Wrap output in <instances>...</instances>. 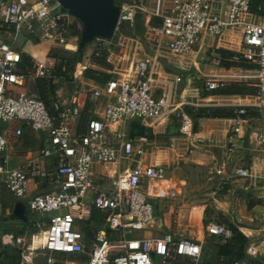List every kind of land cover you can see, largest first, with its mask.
<instances>
[{
	"label": "built area",
	"instance_id": "built-area-1",
	"mask_svg": "<svg viewBox=\"0 0 264 264\" xmlns=\"http://www.w3.org/2000/svg\"><path fill=\"white\" fill-rule=\"evenodd\" d=\"M252 3L253 0H173L165 12L162 0H156L151 10L141 1L120 3L117 29L132 26L137 15L160 18L159 27H149L156 35V47L164 45L175 56L190 54L206 39H220L227 31L239 30V49L228 59L216 55L211 62L213 70L204 76L202 87L206 92L229 85L257 89L254 104L236 109V124L230 127L229 134H239L238 122L246 115V108L256 110L260 117L255 121L263 124L252 135L264 166V11L252 12ZM56 7V0H0V125L18 123L13 131L16 138L24 127L44 137L35 158L9 166L5 157L9 129H0V184L24 203L30 215H40L33 220L34 231L9 235L0 247L13 248L20 264H36L39 254L46 256L44 264H62L53 256L61 254L85 255V264H181L182 259L202 264V247L193 239L146 236L156 215L144 184L164 180L165 170L136 159L142 151L134 147L126 122L155 125L174 116L192 149L207 151L213 141L198 143L194 139L192 120L172 97V82H164L167 90L156 88L153 65L146 61L139 63L132 77L87 85L83 100L90 106L87 110L84 102L78 103L71 94L65 102L55 100L50 113L27 86L50 77L56 59L48 56L49 49L42 59L33 58L31 69L22 70L16 43L22 33L27 41L48 42L52 49L67 48V29L62 23L66 15H54ZM260 10L261 6H257ZM113 38L96 39L99 45L93 54L109 51ZM223 62L231 65L227 67ZM181 81L180 76L174 79L175 83ZM70 83L81 82L75 78ZM82 119L80 127L77 124ZM252 119L250 116L242 120L246 129H250ZM233 148L229 140L223 153H231ZM235 175L249 181L255 177L250 167H238ZM108 179L112 181L111 188L99 185V181ZM36 183L50 189L33 193ZM93 211L103 217L104 225L94 230L90 246L85 247L80 226L90 221ZM205 232L223 243L232 236L230 230L216 223L209 224ZM258 256V246L248 243L245 258L231 264H251Z\"/></svg>",
	"mask_w": 264,
	"mask_h": 264
},
{
	"label": "rangeland",
	"instance_id": "rangeland-1",
	"mask_svg": "<svg viewBox=\"0 0 264 264\" xmlns=\"http://www.w3.org/2000/svg\"><path fill=\"white\" fill-rule=\"evenodd\" d=\"M115 1L118 3L141 1L147 5L149 10L153 9L155 5L154 0ZM147 16L148 14L137 15L132 26L123 25V29H116L109 51L99 57L101 62L105 63L104 68H99V72L110 75L112 79H126L128 76H133L140 62L146 61L153 65L156 88L160 89L161 84H163L164 87L161 89L167 90L168 85L166 86L164 82H174V78L180 76L182 78L181 83L172 84L171 93H173L174 100H177L183 90L186 89L187 92H184L186 102L201 104L202 102L199 101L201 97L195 95L197 92L204 96L210 95L202 89V83L205 79L204 76L213 70L212 60L216 58L219 50L234 52L239 49L240 31H227L220 39H206L201 49L199 47L194 48V53L175 56L170 54L164 45L160 48L156 47V35L146 24ZM64 19L69 48L52 49L53 47L49 43L42 42L34 46L27 42L22 48H16V50L26 52L28 55L36 50L44 51L47 47V49H52L58 59H72L73 53L76 51L72 46L75 47L73 44L78 42L81 29L73 18L66 16ZM98 45L99 43L94 40L81 53L79 64L76 65L72 79L78 78L81 72L94 61L92 54ZM31 59L33 62V58ZM58 63L57 60L56 64ZM54 83L57 88L56 92L61 90L60 93L58 92L60 96L57 97L56 94L55 100L61 103L65 102L66 95L70 93L76 97L78 103L84 102V95L88 90L87 85L64 83L58 80H54ZM250 83L255 82L251 81ZM81 86L82 91L79 92ZM27 87L30 94L35 95L34 88L29 85ZM241 97L248 98L246 103H255L253 96ZM225 102L223 98H219L213 103ZM188 106L192 107L190 104H184V107ZM89 107L84 102L85 110ZM250 114L253 119L249 123L251 126L249 131L256 132L263 122L255 121L256 118L260 117L256 110L251 109ZM126 123L130 137L135 140L134 147L136 150L139 149L145 155L147 154V157H156L160 161L159 166L161 165L165 170L164 180L145 183L147 191L150 192L149 201L154 207L156 215L155 222L147 229L149 234L153 237L170 235L177 239L203 237L202 240L205 244L202 248V264H229L238 258L239 250H244L248 244L245 235H251L249 237L252 239L258 233L255 230L264 226V206L253 208L251 205L252 200L257 199L255 197L263 194L264 179H253L252 185L249 186L247 179L235 175V170L238 167L249 168L254 157L258 163L261 151L256 147L254 141L249 140V138L242 140V144L236 148L237 154L233 157L223 155L222 152L216 157L212 155L216 152L211 153L210 151L207 156L198 159L195 156L203 155L206 151L193 150L190 147L186 137L179 131V121L176 117H172L170 120V128H166L164 125H155L151 128L146 124ZM83 124L84 122H79L77 125L82 127ZM136 126L138 128L136 131L133 129L134 135H131L132 127ZM17 127L18 123L0 125V129L3 131L9 129L6 137L10 139V159L14 160L13 157L25 155L28 156L27 158H31L35 154L33 152L39 148V142L36 139H30L27 133L21 134L18 138L14 137L13 131ZM195 130L193 128V132ZM28 145L31 146L30 151L26 150ZM140 156H136V159H139ZM198 168L205 169V172ZM257 171L262 175L260 168H257ZM98 183L101 187L111 188L112 181L108 179ZM3 197L6 199L5 202L2 200ZM12 201L13 198L0 188V232L7 226L4 218L11 212L14 203ZM39 216L36 215L35 218L37 219ZM93 219L96 221H92ZM92 220L80 226V230L86 238L85 247L90 246L94 230L104 225L103 217L98 213L96 218L93 214ZM211 223L226 227L232 233L231 238L223 243L220 239L208 237L205 229ZM30 228L28 226L25 230H31ZM245 229L253 230V232ZM132 234L141 236L143 232H133ZM219 247L222 249L221 252H219ZM3 249L5 248L3 247ZM12 249L11 247L5 251L0 249V264H20L19 258ZM53 256L62 264H85L87 260L85 255L65 256L61 254ZM45 259L44 254H39L36 258V264H44Z\"/></svg>",
	"mask_w": 264,
	"mask_h": 264
},
{
	"label": "crops",
	"instance_id": "crops-1",
	"mask_svg": "<svg viewBox=\"0 0 264 264\" xmlns=\"http://www.w3.org/2000/svg\"><path fill=\"white\" fill-rule=\"evenodd\" d=\"M155 1L156 0H154V3H155ZM172 1L173 0H162V12H165L167 10V8L171 5ZM218 1H220V0H218ZM150 18H151L150 16H147V20H146L147 25L149 23ZM27 42L31 43V45H34V46L41 44V43L33 44L31 41H27ZM45 43L47 44L48 42H45ZM204 44L201 42V43H199V46H196V47L197 48L199 47V49H201L204 46ZM48 51H49V49H47V47H46V49L44 51H37L36 50V51H33L32 53H30L28 55L31 58L42 59L43 56ZM194 52L195 51H193L191 53H194ZM87 68H90V69H93L96 71H100L99 70L100 67L97 66L96 64H94L93 62H91ZM83 71L81 72V75L78 77V79L82 83V86L95 85V83L83 78ZM169 82H171V81H169ZM179 83H181V82H179ZM172 84H176V83L172 82ZM161 85H162L161 88H163L164 87L163 84H161ZM170 89L172 90V85H171ZM202 89H203V87H202ZM184 92H187V90L186 89L183 90V92L179 95V97L176 100V101H179V103H181L183 109H184V104H190L194 108H211V107L239 108V107L249 106V103H246V101L248 100L247 97L243 98L241 96H224V95H216V94L204 96L203 94H200L198 92L196 93L195 96H197V95L200 96L201 98H199V101H201L202 103L201 104L188 103V102H186V94ZM59 96H60L59 93H57V97H59ZM69 96H70V93L68 95H66L65 99ZM172 97H173V93H172ZM219 98H223L226 102L225 103H213L214 101H217ZM172 117H174V116H170L168 119H164V120L156 123L155 125H164V127L170 128L169 122L172 119ZM242 120H240L238 122V126L240 127L239 134L238 135H231V134H229V129H230V127H232L233 125L236 124V122L233 119H211V118L198 119L195 122L196 123V128H195L196 130L194 132V139L197 140L198 143H200V142L206 143L207 141L212 140L213 144L211 145V147L208 148L206 153H203V155L195 156V158L201 159V158L207 156V154L210 153V151H211V153L216 152V153H212V155L216 156V157L219 156V153H221V152H222L221 154L230 155L231 157H233V155L237 154L236 148L239 147L240 144H242V142H243L242 140H244L245 138H249V140H253V135H252L253 132H250L249 131L250 129H246L245 121H242ZM138 124H140V123H138ZM141 124H146L147 126H149L151 128L155 126V125H150L148 123H141ZM26 133L30 136V139H32V140L36 139L39 142V148L33 152L35 154H33V156L31 157V158H35L40 147L42 146L44 137H43V135L37 134V133L30 131V130H28ZM230 137H231V139H230ZM7 140H8V144H9V151H8V153H6L5 157H6V160H7L9 166L19 165V164L27 161L28 159H31V158H27L28 156L25 155V156H20V157H13V158L11 157L12 159H14V160H11L10 159L11 150H10V143H9L10 139L8 138ZM229 140H231L234 144V148L232 151L233 153H223V148L225 147V145L229 144ZM27 147L28 148H26V150L30 151L31 146L28 145ZM193 150H195V149H193ZM238 154H240V153H238ZM2 159H3V157L0 155V163H1ZM139 159L145 163L152 165V166H159V163H160V161L156 157H154V156L147 157V154L145 155L144 153H142V155L140 156ZM250 166L249 167L252 168V172L255 176L253 179H257V178H263L264 179V166L261 164L259 159H258V163H257V161L255 160V157H254L253 162L250 164ZM159 167H161V165ZM240 167H242V166H240ZM162 168H164V167H162ZM257 168H260V170L262 171V175L259 173V171H257ZM198 169H200V171L203 170V168H198ZM203 171L205 172V169ZM256 172H257V174H256ZM253 179H251L250 181L248 180L249 186L252 185L251 182L253 181ZM0 188H2L4 191H6L5 188L1 184H0ZM49 189H50V187L44 186L43 183H36L35 186L33 187L32 192L37 193V192H42V191H46ZM263 189H264V184H263ZM144 190L146 191L148 199H149L150 192L147 191L146 184H144ZM255 198H257V199L252 200V203H251V205H253L252 207L255 208L256 206H261V205L263 207L264 206V192H263V194L259 195L258 197H255ZM2 200L5 202L6 201L5 197H3ZM13 201L15 202L18 200L13 198ZM13 201H12V203H13ZM25 211H26V208H25ZM26 216H27V220H30V221L37 220L40 218V216H39V218L36 219L35 218L36 215L31 217L27 213V211H26ZM11 221H13V220L8 221L4 218V222L7 223V226H5L2 229V232H0L1 233L0 234V240H2L1 243L3 242L4 239H6L7 236L15 235L18 233V227H19L18 223L11 222ZM14 221H16V220H14ZM7 229H9V231H7ZM245 230H247L249 232H253V230H248V229H245ZM255 232H258V233L252 239L249 237L251 235H245V237L248 239V243L257 245L258 249H259L258 258L251 261V263L252 264H264V244L261 243L264 240V226L261 227L259 230H255ZM145 234H146V236H151L149 234L148 230L146 231ZM249 234H252V233H249ZM208 237H210V236H208ZM188 238L193 239L194 241L199 243L201 245V247L203 248V244H205V243H203V240H202L203 237H200V238L196 237L195 239L193 237H188ZM211 238H213V237H211ZM181 264H189V261L182 259Z\"/></svg>",
	"mask_w": 264,
	"mask_h": 264
},
{
	"label": "trees",
	"instance_id": "trees-1",
	"mask_svg": "<svg viewBox=\"0 0 264 264\" xmlns=\"http://www.w3.org/2000/svg\"><path fill=\"white\" fill-rule=\"evenodd\" d=\"M257 6H261V10L257 11ZM251 11L252 12H257L258 14H263L264 11V0H253V3L251 5ZM70 17V16H69ZM66 18V17H64ZM63 18L62 23H64L65 25V19ZM76 23H78L76 20L74 21ZM79 24V23H78ZM161 24V19L157 18V17H152L149 20L148 26L149 27H159ZM66 28V26H65ZM121 29H123V26L120 27ZM81 29V28H80ZM34 43H38L37 41H33ZM77 43L73 44L75 45V49L76 51L73 53L74 57L72 59H58V57L56 56V54H54L52 52V49L49 51L48 56L49 57H53L56 59V63L57 60L59 61L58 64L55 63L54 68L51 70V74L50 77H44V78H39L36 80L35 84L33 85L34 88V93L35 95L41 99L45 105V107L50 111V113H52L51 110V105L53 103V101L56 99V87H55V83H54V79H57L58 81L64 82V83H68L72 80V75L75 71L76 65L79 64V58L81 57V53L77 51ZM74 49V50H75ZM106 52L103 51L99 54V56H95L94 54H92V57L94 58L93 63L96 64L97 66L104 68L103 66H105L104 62H101V59H99L100 56H103ZM20 54V67L22 70H28L31 69L32 67V59L30 56H28L27 54L19 51ZM234 54V52H228L225 50H219L218 51V55L222 58L228 59L230 58L232 55ZM96 58V59H95ZM72 60V61H71ZM224 65H226L227 67H229L231 65V63L227 62L224 63ZM83 78L86 80H89L97 85H103L106 81L110 80L111 77L110 75H106L105 73L90 69V68H86L83 71ZM257 92V89L255 87L252 86H246V85H229L223 89H219L216 91H210L207 92L210 95L211 94H216V95H224V96H254ZM237 108H223V107H211V108H194V107H184L183 111L190 117V119L193 122V128L195 130L196 128V121L198 119H203V118H211V119H233L236 117L235 111ZM246 115L244 117H242V119H245L247 117H250V109L246 108ZM84 119L81 120V122H83ZM138 127H132V131H131V135H134V130L136 131ZM142 129V128H141ZM28 131V129L26 127H24L23 129V133H26ZM137 135H140L139 133H135ZM93 214L94 217L96 218L97 216V212L93 211L92 213V217L90 220H92L93 218ZM102 217V216H101ZM92 221H96L95 219H93ZM11 222H15L18 223L19 227H18V233L17 234H23L25 231H34V225H33V221L27 220L25 223H22L20 221H11ZM28 226H30L31 230H25ZM2 248L3 251H5V249H9V247H4L5 249H3V247H0V249ZM246 248V247H245ZM14 251V253H16L17 257L18 254L17 252L12 249ZM221 248L219 247V252H221ZM244 250H239L238 253V258L232 260L229 264H231L233 261L235 260H241L244 257Z\"/></svg>",
	"mask_w": 264,
	"mask_h": 264
},
{
	"label": "water",
	"instance_id": "water-1",
	"mask_svg": "<svg viewBox=\"0 0 264 264\" xmlns=\"http://www.w3.org/2000/svg\"><path fill=\"white\" fill-rule=\"evenodd\" d=\"M54 15H66L76 20L81 28L77 51L85 48L96 39L110 40L117 29L121 5L115 0H56ZM27 38L19 33L16 48L20 49ZM6 220L27 221L25 206L15 201ZM216 249V248H215Z\"/></svg>",
	"mask_w": 264,
	"mask_h": 264
}]
</instances>
